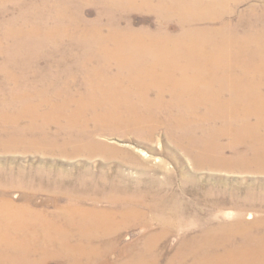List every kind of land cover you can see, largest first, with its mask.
<instances>
[{"label": "bare ground", "instance_id": "1", "mask_svg": "<svg viewBox=\"0 0 264 264\" xmlns=\"http://www.w3.org/2000/svg\"><path fill=\"white\" fill-rule=\"evenodd\" d=\"M166 1L0 0V145L141 163L134 151L96 138L105 124L145 138L162 127L189 154L198 148V165L229 162L228 149L235 161L264 157V13L242 24L227 16L233 0H171L168 9ZM89 3L101 6L95 19L85 15ZM215 8L218 15L198 13ZM131 10L155 13L156 28L124 25ZM163 183L125 176L60 183L50 190H72L51 213L2 199L0 264H158L153 234L121 246L120 232L151 227L142 206L171 213L157 214L164 227L181 216L160 207ZM234 225L206 226L166 264H264V234Z\"/></svg>", "mask_w": 264, "mask_h": 264}, {"label": "rangeland", "instance_id": "2", "mask_svg": "<svg viewBox=\"0 0 264 264\" xmlns=\"http://www.w3.org/2000/svg\"><path fill=\"white\" fill-rule=\"evenodd\" d=\"M164 5L168 9L172 5L171 0H167ZM76 6L79 7H74ZM228 7L231 8L227 14L229 19L236 23L240 18L242 24H246V19L262 16L264 0H233ZM100 8L97 3L87 4L84 7L86 17L95 19ZM198 13L218 15L220 11L215 8ZM123 16L124 25L125 22H130L137 28H156L158 23L157 15L152 12L131 10ZM175 24L177 22H174ZM215 25L218 26L219 22ZM107 126H101L106 128L101 129L96 138L106 145L134 151L143 157L141 163H133L123 160L120 156H109L102 152L92 155L65 154L46 147H25L7 143L0 145V180L16 183L22 181L24 184L5 188L8 186L0 183V200L11 199L19 204L30 203L33 209L51 213L57 209V200L61 204L67 202L73 186L69 185L68 188L53 193L50 189L59 187L60 183H79L85 178L125 176V180L129 179L142 185L154 184L160 188L159 185L165 186L163 182L167 180L168 186L158 194L166 197L160 207L164 210L165 206L177 209L181 216L173 219L172 225L164 227V224L157 220V214L165 213V217L170 220L173 218L171 213L158 212L155 208L142 206L141 208L146 209V217L143 219L150 220L151 227L132 225L120 232L121 246L142 244L146 236L153 234L154 252L159 256L158 264H166L183 240L192 235L198 236L206 226L216 227L233 223L240 234H264V157L255 164L245 161L249 156L243 157L242 162H237L232 150L228 149L225 155L229 162L220 165H198V158L194 156L201 155L198 148H190L192 154H189L186 149L170 140L162 127H158L151 137L145 138L127 133L124 129L115 130ZM52 128V131L56 130L54 126ZM222 141L227 143L229 139L225 137ZM244 149L243 146L241 150ZM161 162L165 163V166H161ZM27 181H32V184H25ZM148 199L151 200V197ZM236 203L239 205L236 206ZM95 205L100 208L112 206L106 202H95ZM112 258L121 259L122 256L114 253ZM51 264L57 262L52 261Z\"/></svg>", "mask_w": 264, "mask_h": 264}]
</instances>
